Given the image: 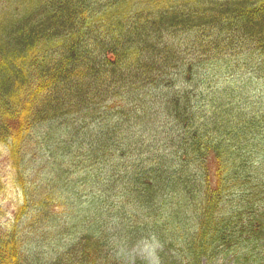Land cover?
I'll use <instances>...</instances> for the list:
<instances>
[{
	"label": "trees",
	"instance_id": "trees-1",
	"mask_svg": "<svg viewBox=\"0 0 264 264\" xmlns=\"http://www.w3.org/2000/svg\"><path fill=\"white\" fill-rule=\"evenodd\" d=\"M129 241L264 264V0H0V264Z\"/></svg>",
	"mask_w": 264,
	"mask_h": 264
},
{
	"label": "rangeland",
	"instance_id": "rangeland-1",
	"mask_svg": "<svg viewBox=\"0 0 264 264\" xmlns=\"http://www.w3.org/2000/svg\"><path fill=\"white\" fill-rule=\"evenodd\" d=\"M4 205L6 206V212L9 215L11 210L13 209V204L9 199L4 201ZM124 247H117L115 250L117 251V255H119L120 259L127 264H133L136 259L149 260L153 261L152 247L153 245L150 243L151 248L147 244H133V241L126 242Z\"/></svg>",
	"mask_w": 264,
	"mask_h": 264
}]
</instances>
